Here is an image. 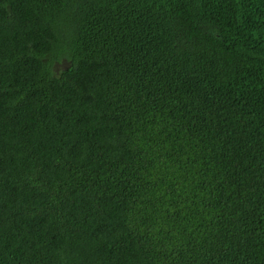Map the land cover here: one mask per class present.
Masks as SVG:
<instances>
[{
    "label": "trees",
    "instance_id": "16d2710c",
    "mask_svg": "<svg viewBox=\"0 0 264 264\" xmlns=\"http://www.w3.org/2000/svg\"><path fill=\"white\" fill-rule=\"evenodd\" d=\"M0 264H264V0H0Z\"/></svg>",
    "mask_w": 264,
    "mask_h": 264
},
{
    "label": "rangeland",
    "instance_id": "374dc122",
    "mask_svg": "<svg viewBox=\"0 0 264 264\" xmlns=\"http://www.w3.org/2000/svg\"><path fill=\"white\" fill-rule=\"evenodd\" d=\"M63 64L62 63H60V65H58V68H63Z\"/></svg>",
    "mask_w": 264,
    "mask_h": 264
}]
</instances>
